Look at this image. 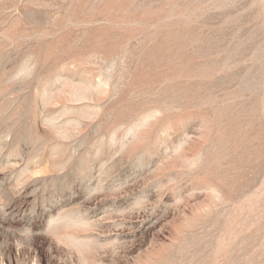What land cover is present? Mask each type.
I'll return each mask as SVG.
<instances>
[{"label":"rangeland","instance_id":"rangeland-1","mask_svg":"<svg viewBox=\"0 0 264 264\" xmlns=\"http://www.w3.org/2000/svg\"><path fill=\"white\" fill-rule=\"evenodd\" d=\"M0 264H264V0H0Z\"/></svg>","mask_w":264,"mask_h":264}]
</instances>
